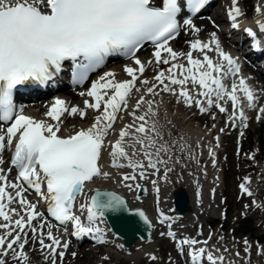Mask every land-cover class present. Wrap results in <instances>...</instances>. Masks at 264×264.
<instances>
[{
  "label": "snow or ice",
  "instance_id": "1",
  "mask_svg": "<svg viewBox=\"0 0 264 264\" xmlns=\"http://www.w3.org/2000/svg\"><path fill=\"white\" fill-rule=\"evenodd\" d=\"M205 2L187 0L193 13L198 12ZM179 12L178 0H161L160 6L156 0H0V124L4 125L0 128V152L6 146L14 147L10 164L17 170L15 182H9L4 170L0 169V230H3L0 232V257L11 253L14 260L27 264L29 257L24 249L28 243V230L32 239L38 240L41 251H49L53 257L52 264H56L57 249L68 247L67 243L61 244L53 236L50 227L46 237L51 243H45L42 229L46 224H33L41 214L37 212L36 205L24 197L25 185L46 202L48 215L61 224L71 221L75 234H98L100 229L93 224L99 217L107 212L115 214L123 210L124 201L120 196L97 192L89 202L81 204V211L87 212V225L72 213V209L77 197L84 195L86 181L101 176L108 178L109 173L102 172L98 164L106 141L110 146L111 166L133 170L131 174L122 176V182L128 188L132 185L127 181H135L137 175L145 179L146 169H153L155 174L159 170L158 165H166L172 159L170 147L166 143H158L161 133L157 122L152 119L157 114L153 108L155 102L147 96L168 93L177 98V103L195 106L201 113L213 106L220 113L226 112L221 104L226 100L233 109L231 119L245 121L244 112L237 111V92H243L249 108L255 106L253 92L246 87L243 78L238 85L233 83L230 90L225 86L224 81L237 75L239 69L234 60L220 49L215 34L209 42L199 39L192 42L191 50L186 54L168 46V41L177 32ZM241 14L240 8L234 5L230 13L233 19ZM185 23L191 25L190 20ZM233 27L237 25L233 24ZM192 31L198 30L193 27ZM246 31L252 35L251 30ZM260 31L264 32V24L260 25ZM145 41L155 45L156 63L170 67L154 76L155 83L146 88L131 111L128 105L133 89L137 93L141 89L136 87L137 69L126 67L130 80L117 82L114 74L109 72L92 83L86 95L93 102L86 100L84 109H92L98 114L90 127L66 138L57 135L61 130L60 117L68 111L62 100L57 99L46 113L51 120L58 122L55 125L17 114L12 100L13 90L28 81L43 84L51 80L60 71L62 62L67 60L74 62L78 82H83L89 71L99 67L105 57L114 53L132 57L140 66L138 71L142 75L144 67L139 59H135V53ZM193 51L203 53V58H193ZM210 51L217 53L219 63L209 57L207 52ZM162 52H166L167 57L162 56ZM184 56L187 66L174 62ZM140 83L150 84L148 80ZM145 105L146 108L143 107ZM259 111L264 113V107ZM121 112L131 116L132 122L123 125L112 143L108 137L115 133L117 120L123 119L118 115ZM77 113L81 119L86 115L84 110L72 107L70 114ZM162 153L168 156L167 160L162 158ZM141 155L143 160L138 158ZM121 160L126 163H120ZM2 164L4 160L0 159ZM167 171L171 169H167L165 175ZM43 185H46V192L42 190ZM240 187L247 195L252 194L245 184ZM9 189L15 190V194ZM14 203L20 205V211L11 207ZM139 215L144 217L143 212ZM14 216L18 218L13 219ZM99 242L104 243L102 237ZM178 243L195 246L199 242L183 239ZM58 255L62 260L64 252ZM189 257L191 264H201L204 257L208 264H223L224 260L222 256L205 253L204 248L190 252ZM150 259L155 260L156 257ZM0 264H6V261L0 258Z\"/></svg>",
  "mask_w": 264,
  "mask_h": 264
},
{
  "label": "bare ground",
  "instance_id": "2",
  "mask_svg": "<svg viewBox=\"0 0 264 264\" xmlns=\"http://www.w3.org/2000/svg\"><path fill=\"white\" fill-rule=\"evenodd\" d=\"M216 0L215 4L212 6V10H214V16L197 20L195 23L193 20L192 25H184L182 30L174 42H177L180 36H182L183 41L178 45L177 49H173L174 43L172 42L169 47H171L174 51L178 53H187L191 50L190 45L195 40L199 39L202 42H209L212 38V34H215L220 49L229 55L233 59L234 52H236L237 46L231 42L229 37L221 31H216L215 27L210 25V19L214 20L217 26H222L232 15H228L232 12L234 5L238 6L241 10V15L249 14L250 18L260 20V23L264 24V0ZM235 2L234 5L232 3ZM157 3V0H156ZM230 4V5H229ZM248 4V7H246ZM159 6V3H157ZM193 27L197 29V32H193ZM231 31L233 33L237 32V29L232 28ZM187 40L188 42H185ZM213 49L215 45L212 46ZM141 49L137 53V58L141 61V65L144 67V72L141 75L138 71L139 65H136L134 60L121 62L119 64H112L108 67L103 68L99 71L93 79H99L101 76H104L105 73H113L114 79L117 82L130 80L131 77L127 75L125 72L126 67H131L133 69H137L135 74L137 75L136 87L141 89V92H135L133 89V94L129 99L128 109L129 111L135 105V102L141 95L146 92V88L151 85V83H155L154 76L161 70H166L170 65H164L163 63L157 64L153 51L145 52L140 55ZM209 57L214 62H219L220 58L215 51L207 52ZM162 56L167 57L166 52H162ZM193 58L202 59L203 53L199 51H193ZM234 60V59H233ZM175 63H182L187 66L186 56L181 57L179 60L174 61ZM244 72L254 73L253 77H250L249 80H246V87L251 88L254 93L259 94L261 99H264V85L259 86L258 82L261 80V77L256 75L253 72V68L245 63L242 66ZM141 80H148L150 82L149 85H144L140 83ZM237 85L239 84L238 80H235ZM233 84V83H232ZM191 88L192 85L189 84ZM231 88V87H230ZM81 93H85V90L79 89L75 92H66L61 91L57 94H60L58 97H51L52 99H47V103L45 105L36 106L34 109L29 110L30 117L35 120H42L46 123H51L53 125L57 124V121L51 120L50 117L46 115L49 109L52 107L54 102L59 99L65 102V107L68 111L64 112L60 117L59 125L60 132L57 134L63 138L68 137L70 134H74L76 131H79L82 128L90 127L91 123L94 120V117L98 114L92 109H84V102L86 101V93L85 95H81ZM238 95H242L243 93L238 91ZM147 99H153L154 105L153 108L156 111V116L153 117L157 122L158 129L161 133V137L157 138L158 143L164 144L166 143L170 147L169 155L172 156V159L164 165H158V171H155L151 168L146 169V178L140 179L137 175V179L135 181H127L126 183L131 184L132 187L128 188L124 186L125 182H122V177L124 174H131L130 170L124 168H115L111 166V158L109 156L110 146L106 141L105 149L102 151L101 159L99 160V166L102 172H108V178L95 177L84 190V195L78 197L77 206L78 210L81 213L82 218L86 220L87 212L86 210L81 211L80 205L88 202V195L93 189H111L115 190L126 197L130 206L132 208H141L146 214L151 218L155 223V231L147 241L135 242L131 245L129 249H125L122 246L120 240L114 238L108 231V227L104 222L102 217H99L93 227H98L100 232L103 233L107 237L106 245L102 244V246H108L109 248L104 249L102 246L93 247L90 249H85L84 247L72 248L68 251H73L74 257L69 258L68 263H76L79 260H87L93 261L95 258L97 259V264H110V260H115V264H141L143 262V256L148 254V263L147 264H183V258H181L180 254L176 252H171L169 260L163 261L162 252L161 251V261L150 259V255L155 253L154 248L158 241H161L160 238L164 239V235L167 233H176L178 238L194 237L192 239H196L197 241L203 239H209L207 243L199 242L195 246L194 251L199 248H204L205 252L212 254L219 253L216 257H223V264H244V260H240V255L247 253V263L248 264H264V241L263 242H254V240L250 238L244 239V242H239V247L235 248L232 252L228 246L226 240L227 237L223 235H219V233H215L214 228L209 226L207 231L203 230L202 223H200L201 216L205 213V208L208 205L211 209L215 208L217 205V191L222 187L225 183L226 177L223 176L221 180L217 178L220 172H224L227 170V165L221 159L224 153L227 154L228 166L231 168V178L229 179L232 184H255L257 187H264V172L257 164H252L250 161L242 159V153L245 151L246 146L242 143V140L239 143L235 141L237 133L240 134V130L244 128H240V126L244 125L246 122L240 123L238 126L232 127L231 117L225 116L227 113H220L217 108L214 106L208 111L201 113L199 109L195 106L186 107L183 102L177 103V98L168 93L161 92L156 96H147ZM207 108V105H204ZM72 107H77L81 110H84L86 115L83 119H81L80 115L70 114V110ZM146 108L147 106H143ZM123 117V119H118L114 125L115 133H110L108 140L112 143L115 142V139L118 138L119 130L123 127L124 124L131 123L132 117L127 115L125 112H121L118 114ZM213 116L215 119H213ZM225 116V117H224ZM230 121V123L226 121ZM250 126H256V128H261L264 126V113L261 114V118L259 122H254L253 118L248 121ZM248 135H251L250 129L248 128L245 132ZM216 135H219L216 140ZM219 146L223 151V154L220 152V149H216V146ZM239 145V146H238ZM240 149L239 153L235 154V149ZM217 150L216 157L212 154L213 151ZM131 151V150H129ZM162 158L167 160L168 156H165L163 153L161 154ZM143 160L142 155L138 157ZM261 150L255 154V159H263ZM0 159L4 160V164L0 165V169L4 170V173L7 175L9 182H14L12 177L11 170L8 166V159H5V155H1ZM204 159V161H203ZM176 161H179L178 163ZM120 163H126V161H119ZM264 163V159H263ZM173 165H176L177 172L173 175L171 171L165 172L167 169H170ZM191 166L192 170H195L194 173H186V166ZM234 166H238V168H234ZM232 169L233 174H232ZM190 170V169H189ZM253 170V171H252ZM137 173L140 171L136 170ZM252 171V172H250ZM250 172L252 177H246V179L242 178L240 175L243 173ZM256 173L259 174L258 177L254 176ZM119 174V175H117ZM236 175V176H234ZM220 176V175H219ZM155 181V183H153ZM234 182V183H233ZM145 184L147 185V194L146 196L136 199L135 192L138 185ZM253 186V185H251ZM247 189H251V187L246 186ZM178 188L186 190L188 195L190 196V211L183 216H179L176 211L172 208V197L174 191ZM201 189L205 190L201 192ZM11 192L12 189H9ZM256 195H250L247 197L249 201H257L258 198H261L262 189L256 191ZM255 197V198H254ZM30 203L36 205V210L39 212L41 210L39 198L33 197L31 195L25 197ZM159 203L165 204L168 209L163 210L159 207ZM247 205L249 203L247 202ZM246 206L248 210L249 216L256 219L257 223L255 225V230H263L261 229L264 224V204L262 206L253 205ZM17 210L20 211V205L17 206ZM174 213L176 216L180 217L182 220L176 221L172 216ZM263 214V216H259ZM24 213L21 212V215ZM18 218V217H17ZM26 218V217H25ZM166 218V219H164ZM157 219H161L162 223L158 224L156 222ZM38 219L33 222L34 225L38 223H45L46 226L42 229L46 244H50L46 237L47 232L49 231V227L51 228L52 234L55 238L60 240L61 244L69 242H76L75 238H68L58 233L55 228L52 226L47 220ZM87 221V220H86ZM88 223V222H87ZM200 228L203 232L197 233L196 228ZM3 230H0L2 232ZM59 232H62L60 229ZM163 233V235H162ZM221 234V233H220ZM253 237V234H252ZM191 239V238H190ZM28 243L25 246L24 252L28 251L26 254L29 257L27 264H36L34 261L37 258V254L39 253V243L38 240L32 239V233L28 230L27 236ZM78 247L80 244H74ZM157 247V246H156ZM177 249L186 250L188 252V247ZM64 248H58V253L61 251H65ZM156 250V249H155ZM182 250V251H183ZM67 251V252H68ZM43 257H50V253L48 250H44ZM57 253V257L59 256ZM232 254L235 259L233 260ZM69 256V254H68ZM54 257V259H57ZM152 257V256H151ZM6 261V264H12L16 260L13 259L12 254L9 253L7 256L0 257ZM206 258V257H204ZM53 259V257H51ZM20 262V261H19ZM157 262V263H154ZM21 264V262L19 263ZM41 264H46V262H42ZM60 264V263H58Z\"/></svg>",
  "mask_w": 264,
  "mask_h": 264
},
{
  "label": "rangeland",
  "instance_id": "3",
  "mask_svg": "<svg viewBox=\"0 0 264 264\" xmlns=\"http://www.w3.org/2000/svg\"><path fill=\"white\" fill-rule=\"evenodd\" d=\"M246 7H248V4H246ZM202 18H204V17H202ZM198 19H201V17ZM196 21L197 20H195L194 23ZM213 24H215V23L213 20H211L210 25L214 26ZM214 27L218 29L217 25ZM182 41H183L182 36H180L178 41L174 43L173 49L176 50L178 45ZM185 42H188V41L186 40ZM147 51H149V50H145L142 53L144 54ZM249 129H250L251 135H248L242 141V143L246 146V151H244V154L242 155V159L250 161V163H252V164L259 165V167L264 172V163H263L264 158L259 159V160L255 159V154L260 150L262 152V156L264 157V126H262L261 128H256V126H254V127L250 126ZM240 136H241V134H238L235 138V141L237 143H239V141L241 140ZM258 144H261L262 147L260 148L258 146ZM237 153H239L238 148L235 149V154H237ZM221 159L227 165V170L219 173V174H221L222 177L223 176L226 177L225 183L217 191V205L215 206V208L211 209V207L208 205L205 208V213L201 216V219L199 221H200V223L203 224L202 228L205 231H207L209 229V226H210V227L214 228L213 232L219 233V235H223V233H224V236L227 237V239H228L226 241H227L228 246L232 252L235 248L239 247V242H244L245 237L254 240V242H257L256 241L257 237H261L262 242L264 241V224L261 227V229H263V230H257V229L255 230V225H256L257 221H256V219L249 216L250 214H248V210L246 209V206H251L249 208H252L253 205L262 206L264 204V187L258 186V187H253L250 189V191L254 194L257 193L256 191H258L259 189H262L260 202H258V200L257 201H255V200L249 201L243 195V191L240 189V187H238V184H232V182L229 180L231 178V168H230V166H228L227 154L225 153L221 157ZM186 168H188L187 170H185L186 173L192 174L195 171V170H192L191 166H189V165L186 166ZM234 168L236 169V168H238V166H234ZM170 169H171V174L174 175L177 172L178 168L176 167V165H173ZM233 170L234 169H232V174H233ZM132 171L133 170L130 169V173H132ZM252 171H250V172H252ZM250 172L243 173L240 176L244 179H246V177H248V178L252 177L250 175ZM234 176H236V175H234ZM254 176L258 177L259 174L256 173ZM263 177H264V175H263ZM204 191H205L204 189L203 190L201 189V192H204ZM247 202L249 203V205H247ZM160 207L163 210L168 209L165 204H161ZM252 209L254 210L255 208H252ZM172 216L174 217V219L176 221L182 220L180 217H177L175 215H172ZM259 216H263V214L260 213ZM243 217H246V218H243ZM203 230L197 227L195 231L197 233H200V232H203ZM241 231H243L245 233L244 237H242V235L239 233ZM236 232H238V233H236ZM237 234H239V235H237ZM252 234H253V237H252ZM163 238L164 239L160 238L161 241H158V243H156L157 247L155 246V248H154L155 253L153 255H150V257L155 256L156 257L155 260L161 261V251H163L162 252L163 261H168L171 252H173V251L176 252V250L174 249V247L169 243V241L165 237H163ZM82 247H84L85 249L89 248L88 246H85V245ZM107 248H109V247H106V249ZM69 253H71L70 256H68L67 259H64L61 263H63V262L68 263L69 258L74 257L73 251L69 252ZM177 253H178V251H177ZM230 257H232L233 260L235 259L233 254ZM245 257H247V253L241 254L239 258H240V260L243 258L245 261ZM41 259H42V256L40 255L35 259L34 262L36 264L38 262L41 263L42 262ZM97 259H99V258H95V259H93V261L79 260V262L76 261V263H69V264H97V263H99V262H96ZM45 260H46V264H52V260L50 261V258L48 260L47 259H45ZM99 260H101V259H99ZM109 263L115 264V260H110ZM147 263H148V254L143 256V262L141 264H147ZM154 263H157V262H154ZM12 264H19V263H12ZM183 264H184V261H183Z\"/></svg>",
  "mask_w": 264,
  "mask_h": 264
},
{
  "label": "water",
  "instance_id": "4",
  "mask_svg": "<svg viewBox=\"0 0 264 264\" xmlns=\"http://www.w3.org/2000/svg\"><path fill=\"white\" fill-rule=\"evenodd\" d=\"M97 192L113 193L120 196L124 201L122 211L115 214L107 212L103 216L114 235L122 239L125 247H129L137 240L142 241L151 236L154 226L142 209H132L127 199L122 194L113 190L94 189L91 192L90 197ZM145 193L146 187L141 186L137 193V197L139 198ZM173 205L181 215L189 211V197L185 190L179 189L174 193ZM140 212L144 213V217L139 215ZM145 218L147 222H145Z\"/></svg>",
  "mask_w": 264,
  "mask_h": 264
}]
</instances>
